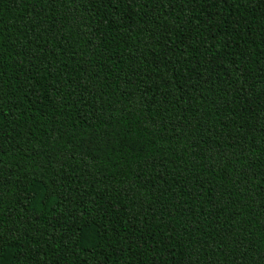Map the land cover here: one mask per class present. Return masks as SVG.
<instances>
[{
  "label": "trees",
  "instance_id": "trees-1",
  "mask_svg": "<svg viewBox=\"0 0 264 264\" xmlns=\"http://www.w3.org/2000/svg\"><path fill=\"white\" fill-rule=\"evenodd\" d=\"M0 264H264V0H0Z\"/></svg>",
  "mask_w": 264,
  "mask_h": 264
}]
</instances>
